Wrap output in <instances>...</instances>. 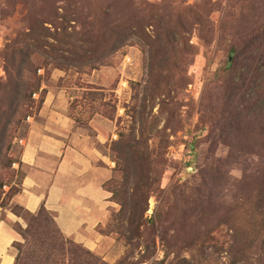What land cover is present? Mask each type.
I'll return each instance as SVG.
<instances>
[{
	"label": "rangeland",
	"instance_id": "obj_1",
	"mask_svg": "<svg viewBox=\"0 0 264 264\" xmlns=\"http://www.w3.org/2000/svg\"><path fill=\"white\" fill-rule=\"evenodd\" d=\"M37 83L61 90L74 124L103 140L111 208L99 252L61 241L49 211L35 234L12 201ZM257 199L264 0H0V221L18 233L14 259L62 247L49 261L79 264L69 258L86 250L92 264H261Z\"/></svg>",
	"mask_w": 264,
	"mask_h": 264
},
{
	"label": "crops",
	"instance_id": "obj_2",
	"mask_svg": "<svg viewBox=\"0 0 264 264\" xmlns=\"http://www.w3.org/2000/svg\"><path fill=\"white\" fill-rule=\"evenodd\" d=\"M40 107L28 115L17 159L19 190L12 201L29 212L43 205L53 215L62 235L99 252L104 236L99 228L110 215L111 177L103 140L74 124L67 113L64 93L46 84ZM8 220L22 223L13 214ZM18 233L0 221V264H13L11 244Z\"/></svg>",
	"mask_w": 264,
	"mask_h": 264
},
{
	"label": "trees",
	"instance_id": "obj_3",
	"mask_svg": "<svg viewBox=\"0 0 264 264\" xmlns=\"http://www.w3.org/2000/svg\"><path fill=\"white\" fill-rule=\"evenodd\" d=\"M233 51H234V48L230 49V51H229L230 53L229 54H232ZM230 64H231V60L229 59L227 61V66L230 65ZM39 75H41V74H39ZM37 91H39V97L37 99V104H36V109L35 110H37V108L40 107V105H41V103L43 101V95H44V92H45L44 89H41L40 88V83H39V86H38V83H37V85H36L35 90L33 91V93L34 92H37ZM20 114H22V113H20ZM26 114H27L26 112L23 113V116H25ZM12 115H15V111L12 113ZM112 191H113V193H112L113 195H115V193H117V191H115V190H112ZM127 193H128L127 188L126 187H123L122 188V191L120 192V195L122 194V197H120L119 200H118L119 203H120V205H121V208H122L121 211L125 210L126 203H127V201H129L126 198V196H125ZM144 201L145 202L143 204V207L141 208V216H140V218L143 216L142 214L146 210V206H147L146 196H145V200ZM256 203L257 204H262V203H264V201L262 199H257ZM135 205H136L135 202L131 199V201H130V208H131V212L132 213H133V209H134ZM23 210L26 212V214L28 216V226H29L30 230H32L35 234L37 232H39V231H42L41 234L44 233L45 231H44V227H43L44 226V223L43 222L46 220V217L44 216L45 215L44 212H47L48 210L43 205H41L39 207V209L37 211H35V212H29V211H27L25 209H23ZM50 214H51V216L53 218V215H52L51 212H50ZM131 218H133V217H131ZM133 222H134V220H132L131 224ZM42 227H43V229H42ZM135 229H138V227L135 226ZM61 236H62V234L59 231V236H57V237L60 238ZM63 236H62L61 241L62 240H69V239L65 238V236L64 237ZM261 248H262V246H261ZM52 249H49V252L48 253H45L42 249H39V251L41 252V254L40 255L37 254L36 256L34 255V259L31 262V264H39V261L41 260V256H43L44 254L45 255H48L50 253H57V254L61 255L62 252H60V250H62V247H59V248L53 247ZM86 255L89 258H85ZM49 257L50 256L48 255L47 258L44 259V262L41 263V264H64V263H56V262L53 263L52 261H49ZM92 259H95L96 260V258L94 257V255L90 254V252L89 251H86V250L85 251L83 250V252L80 253V254H78L76 257L75 256H70V258H69L70 261L71 260H74V262H77L79 264H84V263L85 264H92V261H91ZM13 264H29V263H28V260L27 259H24L23 257H21V255H19V253H18L15 256V259H14ZM67 264H69V263H67ZM261 264H264V261Z\"/></svg>",
	"mask_w": 264,
	"mask_h": 264
},
{
	"label": "built area",
	"instance_id": "obj_4",
	"mask_svg": "<svg viewBox=\"0 0 264 264\" xmlns=\"http://www.w3.org/2000/svg\"><path fill=\"white\" fill-rule=\"evenodd\" d=\"M39 72H40V70H39ZM33 97L36 98V99H38V97H39V91L34 92L33 93ZM21 141H22L21 139H17L16 140L17 143H21Z\"/></svg>",
	"mask_w": 264,
	"mask_h": 264
}]
</instances>
